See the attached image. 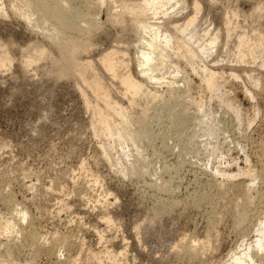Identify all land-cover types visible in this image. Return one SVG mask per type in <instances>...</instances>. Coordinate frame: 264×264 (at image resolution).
Returning <instances> with one entry per match:
<instances>
[{"label": "rangeland", "instance_id": "obj_1", "mask_svg": "<svg viewBox=\"0 0 264 264\" xmlns=\"http://www.w3.org/2000/svg\"><path fill=\"white\" fill-rule=\"evenodd\" d=\"M40 1L49 9L61 0ZM81 1L70 2L79 14L67 11L81 31L69 34L86 37L79 60L90 59L117 97L119 86L106 79L97 56L121 51L130 73L143 79L133 53L135 34L145 33L109 19L126 13L127 3ZM198 1L203 22L188 28L195 37L186 42L196 56L176 49L184 44L172 27L191 0L184 10L172 0L169 13L146 17L174 35L153 64L159 79L148 87L158 98L138 125L148 130L135 139L138 153L93 124L71 70L53 64L49 22L24 18L20 0H0V43L12 60L0 71V264H231L254 239L264 217L257 199L264 171L256 175L264 168V0ZM226 9L236 13L228 34ZM240 34L247 39L243 57ZM214 35L213 50L200 52ZM32 45L53 62L23 65ZM210 70L216 78L208 86L203 72ZM257 259L264 264V248Z\"/></svg>", "mask_w": 264, "mask_h": 264}, {"label": "bare ground", "instance_id": "obj_2", "mask_svg": "<svg viewBox=\"0 0 264 264\" xmlns=\"http://www.w3.org/2000/svg\"><path fill=\"white\" fill-rule=\"evenodd\" d=\"M43 1L45 2L46 0ZM71 1L73 2V0H61L59 3L54 2L48 9L47 7L42 8L43 5H41L40 0H34L33 2L31 0H20L21 14L26 19H30L33 15H38L42 21L49 22L52 31L47 33L49 38L52 39L51 41H54V45L57 46L58 54L55 56L56 58L53 64L57 66V70L60 69L59 72H66L67 70L70 72L71 70L76 83L74 84L83 97L85 102L84 105L87 108L92 109L90 111L92 122L93 124L98 125V131L108 138H117L122 142L129 141L130 145H134V147L138 150L139 145L135 139L139 137H146L148 135V130L146 128H139L138 125L142 127L141 121H145V118L147 117V106L151 105L158 98L157 91H151L148 87V81L157 79V77L151 73L153 64L156 60L159 59L161 61L164 58V50L165 48L171 47L170 42L174 35L173 32H162L159 30L158 25L150 23L146 20V17L157 18L159 13H169L170 11H167L168 4L172 0H117L122 4L127 3L126 13L118 12L109 14V19L111 21L113 20L116 23L119 22V24L132 23V27L135 30L133 32L140 29L145 33V35H138V32L135 34V51L133 53L135 57V66L138 68V72L143 79H138L130 73L127 69L128 67H126L128 62V60L126 61V58H129H124L125 55H122V52L119 51V49V54L122 56H118L119 54L116 49L112 48H108L109 50L106 49L105 52H102L103 54H101V56H97V61H99L98 65H101V70H103L106 77H108L106 79H114L118 84L117 86L120 87H118L120 92L117 97H112L109 94V89L107 88L108 86H106L107 83L105 84L103 81L104 79L91 68L90 59H83L84 61L79 60V53L87 48V44L84 40L86 37L77 38L69 34L72 30H76L79 33L81 31V27H79V25L67 15L68 10L79 14L78 8L71 5ZM90 1L91 0H83L81 2H84L85 6L90 4ZM174 2L175 5H177V3L182 4V10L187 8L184 0H174ZM93 3H95V1ZM199 5L198 0H191L189 11L186 13V16L181 24H172V27L178 28V31L181 34V38H176V41L180 40L184 44L182 46H177L176 49H182L184 55L188 57L197 55L190 44L186 42L195 37V34L192 31H189L188 28L191 26L195 29H199L201 23L203 22L199 16ZM259 7H261V4L257 3L254 9L256 10ZM170 8L172 11L174 6H170ZM63 9L66 10L63 11ZM232 11H227L226 9L223 12V26L227 34L232 27V16H236V13ZM82 16L83 15H81V18ZM84 33L86 32L84 31ZM215 39L216 36L214 35L212 40H210L207 45L200 44L198 46V50L202 53L213 50L212 44ZM3 43H0V71L3 70L2 68L11 66L12 61L11 56H9L8 51L6 50V45ZM246 43L247 39L245 34L238 35L236 44L240 57L245 56L244 50H241L240 48ZM193 44H195V42H193ZM32 46L25 54L24 58L22 57V64L27 67H29L32 63L36 64V62L42 61L46 58V60L49 59L47 55H45L47 52L44 47L37 48L38 46ZM125 50H123V52ZM156 50H159V53H157ZM250 51L251 50H249V52ZM126 54L128 55V53ZM52 60L49 59V61ZM120 68H124V71L121 69L122 72H118ZM101 72H99V74H101ZM215 78V72L211 70L208 73L203 72V80L207 82L208 86L212 84ZM115 88L117 89L116 86ZM135 124L136 128L133 127ZM137 152L139 153V150ZM263 171L264 168H259L257 174H255L259 176ZM220 172L224 173L225 171ZM244 173H246L247 176L254 178L253 173L251 174L248 171ZM257 199L260 202H264L263 193L259 194ZM17 213L18 218L22 220L26 216V213L21 210ZM262 218L263 219L259 223L260 227L256 233L257 235L254 236V239L249 244H247L243 252L233 256L231 255V264H260V260L257 259V251L264 248V217ZM10 221L8 222L9 224L11 223ZM193 244L191 245L193 246ZM254 249L256 251H254ZM112 262V264H121L115 260Z\"/></svg>", "mask_w": 264, "mask_h": 264}]
</instances>
